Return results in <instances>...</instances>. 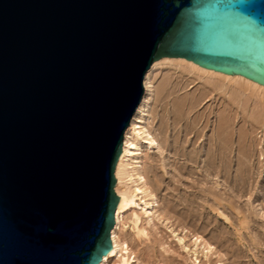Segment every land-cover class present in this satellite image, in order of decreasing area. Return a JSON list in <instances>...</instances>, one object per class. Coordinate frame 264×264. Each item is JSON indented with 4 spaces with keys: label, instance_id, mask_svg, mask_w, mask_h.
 I'll list each match as a JSON object with an SVG mask.
<instances>
[{
    "label": "water",
    "instance_id": "95a60500",
    "mask_svg": "<svg viewBox=\"0 0 264 264\" xmlns=\"http://www.w3.org/2000/svg\"><path fill=\"white\" fill-rule=\"evenodd\" d=\"M264 86V0H0V264H100L152 63Z\"/></svg>",
    "mask_w": 264,
    "mask_h": 264
},
{
    "label": "rangeland",
    "instance_id": "374dc122",
    "mask_svg": "<svg viewBox=\"0 0 264 264\" xmlns=\"http://www.w3.org/2000/svg\"><path fill=\"white\" fill-rule=\"evenodd\" d=\"M151 87L145 123L157 147L142 146L140 166L157 199L153 228L139 238L129 212L119 225L120 239L142 264H185L173 235L182 230L201 236L226 264H264V217L256 211L264 198L257 201L255 192L264 190V118L174 65L154 68ZM139 215L140 228L146 216Z\"/></svg>",
    "mask_w": 264,
    "mask_h": 264
},
{
    "label": "bare ground",
    "instance_id": "6f19581e",
    "mask_svg": "<svg viewBox=\"0 0 264 264\" xmlns=\"http://www.w3.org/2000/svg\"><path fill=\"white\" fill-rule=\"evenodd\" d=\"M162 64L174 65L184 70L185 72H188L189 74L190 73L194 74L199 79L204 80L206 84L213 86V88L216 91H224L225 93H229L231 99L232 98L234 99L233 100L234 102L237 103V101L239 102L243 101V103H248L252 105L251 108L257 114V116L260 119L264 118V86L255 83L249 79H246L242 76L226 75L215 71H209L208 69L200 67L197 64L193 63L192 61H188L184 58L164 57L153 62L143 79L144 92L141 101L137 106L136 111L134 112L132 118L130 119L129 126L127 127V129L123 134L121 152L114 170V177H115L114 192L116 196L119 198V202L114 215L115 223L110 232L112 247L109 253L102 258L100 264H110V261L114 258L116 259L114 264H142V262L139 261L137 256H135L130 251L131 249H129L127 242L120 239L118 230L121 220L129 212H131V215L133 217V223L135 226V230L137 232V236L139 238L148 236V231L146 227L151 226L153 228V224L152 225L150 224L153 222V217H154L153 211L157 203V199L153 194L148 192V188L146 187L147 186L146 180L141 171L142 168L140 166V152L142 146H145L147 149H153L157 147L156 139L147 129L145 119L147 116L146 114L148 112V106L150 102V93H151L150 88H152L151 74L154 68ZM220 130L222 131V129ZM225 130L226 129H224V131ZM229 139L231 138H228L227 143L229 142ZM224 142H222V144ZM224 147L226 148V146ZM225 148L223 149L224 151L222 152L224 154H226ZM220 156L222 155L220 154ZM218 158L222 159L221 157ZM220 159L219 161H221ZM229 159L230 157L228 156L227 160ZM244 161L247 162L246 160ZM243 182L241 185H243ZM244 187H241V189ZM262 190L263 189L260 188L259 190L257 189V191H255L257 192V197H258V200L256 198L257 201L264 198V194L262 195V193H264L263 192L264 190L263 191ZM244 191L246 190L244 189ZM257 208L258 209L256 211L258 215L264 217V208H262L261 204L257 205ZM138 209L140 210L141 213H143L146 216V222H145L146 225L144 224L145 226H142L140 228L137 226L141 221L139 215L141 213L138 214L137 212ZM173 235L174 238L176 239V242L178 243L179 246L178 250L180 249L187 258V260H185L186 261L185 264H226L223 260V257H221L217 253L216 249L211 244L206 242L201 236L198 235L188 236L187 232H184V230H182L181 234L173 233ZM164 252L167 253L168 249L166 250L165 248Z\"/></svg>",
    "mask_w": 264,
    "mask_h": 264
}]
</instances>
